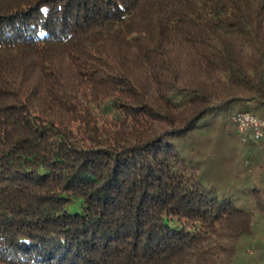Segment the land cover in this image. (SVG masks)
<instances>
[{"label":"trees","instance_id":"1","mask_svg":"<svg viewBox=\"0 0 264 264\" xmlns=\"http://www.w3.org/2000/svg\"><path fill=\"white\" fill-rule=\"evenodd\" d=\"M236 107L264 0H0V264H235L261 191L175 144Z\"/></svg>","mask_w":264,"mask_h":264},{"label":"rangeland","instance_id":"2","mask_svg":"<svg viewBox=\"0 0 264 264\" xmlns=\"http://www.w3.org/2000/svg\"><path fill=\"white\" fill-rule=\"evenodd\" d=\"M238 111L244 110L236 107L204 119L197 131L175 145L189 166H197L207 184L226 192L256 186L264 202V140L256 144L243 141L232 120ZM247 111L264 120V110ZM252 208L256 212L255 227L251 236L239 241L235 264H264V207Z\"/></svg>","mask_w":264,"mask_h":264},{"label":"built area","instance_id":"3","mask_svg":"<svg viewBox=\"0 0 264 264\" xmlns=\"http://www.w3.org/2000/svg\"><path fill=\"white\" fill-rule=\"evenodd\" d=\"M232 120L244 142L251 139L253 142L258 143L264 139V120L261 118L242 111L234 114Z\"/></svg>","mask_w":264,"mask_h":264}]
</instances>
